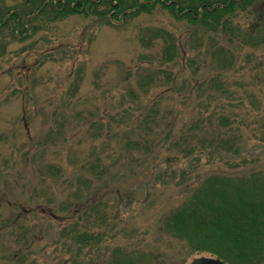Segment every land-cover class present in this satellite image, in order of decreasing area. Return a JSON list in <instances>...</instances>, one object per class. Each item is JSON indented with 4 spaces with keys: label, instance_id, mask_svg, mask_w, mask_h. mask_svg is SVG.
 Wrapping results in <instances>:
<instances>
[{
    "label": "rangeland",
    "instance_id": "obj_1",
    "mask_svg": "<svg viewBox=\"0 0 264 264\" xmlns=\"http://www.w3.org/2000/svg\"><path fill=\"white\" fill-rule=\"evenodd\" d=\"M33 8L0 0V20L17 10L29 30H14L15 18L0 27V264H95L116 248L151 252L153 264L210 256L161 223L207 174L264 168V0L231 16L232 37L159 2L118 17L61 8L58 18L35 17ZM157 30L175 36L170 62ZM221 46L233 55L214 56ZM214 78L228 93L217 103ZM152 108L172 122L170 138L132 127ZM214 109L233 123L222 137L243 142L237 159L203 150ZM198 121L208 127L179 138ZM75 226L103 232V242L74 248Z\"/></svg>",
    "mask_w": 264,
    "mask_h": 264
},
{
    "label": "trees",
    "instance_id": "obj_2",
    "mask_svg": "<svg viewBox=\"0 0 264 264\" xmlns=\"http://www.w3.org/2000/svg\"><path fill=\"white\" fill-rule=\"evenodd\" d=\"M44 1L32 0V8L36 6L30 12L31 15L39 17L49 14L55 19L62 12L70 11L111 14L112 17L131 16L148 11L159 2L169 10L178 11L180 16L187 17L193 23L232 37L239 30L232 24L231 16L237 11L247 10L256 0H62L51 10L49 2L44 4ZM71 3L76 5L70 6ZM100 6L107 8L99 10ZM20 13L17 10L10 11L6 15L7 21L5 17L0 20V27L7 26L15 18L14 30L23 26L24 29L19 33L28 32L27 26L17 21ZM157 34L165 43L162 61H172L177 55L175 36L168 30H157ZM247 37L250 35L242 38L245 43L251 41ZM213 55L227 58L233 54L225 46H221L216 48ZM211 84L210 97L211 100H217V103L222 98L220 94L228 93L226 90L221 91L223 86L219 79L214 78ZM208 120L210 126L207 132L210 131L212 137L202 144L204 152L227 161L239 158L244 150L240 138H234V133L231 134L234 136L232 138L222 137L224 130L233 129L229 116L214 109ZM171 125V121L162 124L158 111L152 108L145 113L138 125L132 127L140 129L141 138H170L174 131ZM206 127L208 125L198 121L188 130H181L178 136L188 138L187 135L202 133ZM243 163L244 158L240 164ZM161 230L171 237L185 241L193 252L207 253L227 264H264V168L242 167L236 171L219 170L207 174L178 206L163 217ZM104 235L103 232H79L75 226L69 239L74 248L75 245L85 248L102 243ZM109 257L95 264H153L151 252L136 249L116 248Z\"/></svg>",
    "mask_w": 264,
    "mask_h": 264
},
{
    "label": "water",
    "instance_id": "obj_3",
    "mask_svg": "<svg viewBox=\"0 0 264 264\" xmlns=\"http://www.w3.org/2000/svg\"><path fill=\"white\" fill-rule=\"evenodd\" d=\"M189 264H227V263L221 260L220 258L203 255L194 258Z\"/></svg>",
    "mask_w": 264,
    "mask_h": 264
},
{
    "label": "flooded vegetation",
    "instance_id": "obj_4",
    "mask_svg": "<svg viewBox=\"0 0 264 264\" xmlns=\"http://www.w3.org/2000/svg\"><path fill=\"white\" fill-rule=\"evenodd\" d=\"M48 2V1H47ZM47 2H45V3H47ZM204 5H202V7H203ZM20 18H21V15H19V18L17 19V21L19 22V20H20ZM27 22V21H26ZM27 25V24H26Z\"/></svg>",
    "mask_w": 264,
    "mask_h": 264
}]
</instances>
